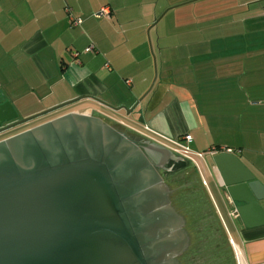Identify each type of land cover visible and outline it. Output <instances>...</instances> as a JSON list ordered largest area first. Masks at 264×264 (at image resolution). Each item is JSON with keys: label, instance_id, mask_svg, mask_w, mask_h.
Wrapping results in <instances>:
<instances>
[{"label": "crops", "instance_id": "0c3cea01", "mask_svg": "<svg viewBox=\"0 0 264 264\" xmlns=\"http://www.w3.org/2000/svg\"><path fill=\"white\" fill-rule=\"evenodd\" d=\"M106 5L110 17H95ZM171 9L173 44L157 32L154 74L147 31ZM70 14L82 23L72 26ZM76 97L151 141L145 126L189 133L195 151L231 148L264 185V0H0V105L19 117L23 101L44 109ZM177 155L181 202L195 217L208 203L223 233L206 264H264V198L239 211L245 204L229 202L213 155Z\"/></svg>", "mask_w": 264, "mask_h": 264}, {"label": "water", "instance_id": "95a60500", "mask_svg": "<svg viewBox=\"0 0 264 264\" xmlns=\"http://www.w3.org/2000/svg\"><path fill=\"white\" fill-rule=\"evenodd\" d=\"M81 99L18 119L0 133ZM84 117L71 112L0 141V264H180L175 256L190 245L186 220L172 207L170 190L149 161L164 165L175 153L155 141L130 138L100 119L89 125ZM15 118L11 103L0 105V125ZM102 129L113 141L105 155ZM56 133L83 138L82 146L98 150L90 159L82 149L67 163L57 155ZM213 161L231 199L245 204L239 211L259 206L264 185L235 154L217 153ZM55 162L60 165L50 168ZM154 182L163 186L162 193L152 188Z\"/></svg>", "mask_w": 264, "mask_h": 264}, {"label": "rangeland", "instance_id": "374dc122", "mask_svg": "<svg viewBox=\"0 0 264 264\" xmlns=\"http://www.w3.org/2000/svg\"><path fill=\"white\" fill-rule=\"evenodd\" d=\"M164 12L165 11H163L157 19V20H160V23L157 26V28H153V30H152V28L149 27L148 28L149 31H147V36L149 38L150 50L152 53V56H151V67L152 68L151 69L154 71V74H156V73L160 74V72L162 70L161 59H160L159 53L157 51V42H156L157 32H159L162 35L165 34L166 40L168 38H171V40H167V42H164V43L169 44V45L173 44L172 35H173V31H174V10L171 9V10L167 11L166 15H164ZM170 66H172V65H170ZM28 101H30V100H28ZM76 103L68 105L66 107H63V108H61L55 112L49 113L43 117L31 120L25 124H22L20 129L31 127L33 124L39 123L45 119L57 116V115L62 114V113H65L69 110L86 109L85 104H76ZM42 108H43V106L41 104L37 103V101H36V103L33 101V102H29L27 104H25L23 101L22 104L18 105V109L20 110L19 117H20V119H22V118L34 115L36 113L42 112L46 109H49V108H44V109H42ZM102 109L108 113L115 114V111H113V110H108L105 108H102ZM102 109L100 108V110H102ZM27 110H37V112L30 114L28 116H24V114L26 113ZM116 123L117 124L112 123V125H116L117 129L127 130V128L125 127L124 124H121L118 122H116ZM127 131H129V130H127ZM133 134L137 135L135 133H133ZM137 136L140 138H143V139L145 138V137H142L139 135H137ZM174 153L176 155L178 154L177 152H174ZM169 182L172 185L171 186L172 189H175L178 187L177 186L178 184H173V181L171 180V178H170ZM211 189H212L213 198L215 199L217 204L223 208L224 199H223L222 194H220V192L215 190L213 188V186H211ZM172 198L174 199V204L178 210V213L181 214L186 220V224H185L184 228L186 229V231L188 232V234L190 236V247L192 249L189 253H188V251H186L183 254V263L184 264H189V263L190 264H206L207 260L212 257V253H213L212 248L215 246V244H213V243H217V241L220 243L222 242V237H223L222 234L223 233L220 229V224L218 223L217 219L212 214L210 206L205 201H203V203H202V208H201V211H199V216L195 217L193 214V216H194L193 217L190 215L191 212L185 207L186 204L181 202V197H180L178 190L174 191ZM203 198H204V196H203ZM215 240H216V242H215Z\"/></svg>", "mask_w": 264, "mask_h": 264}, {"label": "flooded vegetation", "instance_id": "af4514ba", "mask_svg": "<svg viewBox=\"0 0 264 264\" xmlns=\"http://www.w3.org/2000/svg\"><path fill=\"white\" fill-rule=\"evenodd\" d=\"M71 112L78 113L79 115L85 116L84 118H87L89 120V125L92 124L91 122H96V120L100 119L103 123L110 125L111 127L116 129L117 131L126 132L130 138L137 139V140H145L146 139V138H144V139L140 138L137 135H134L133 133H131L130 131L117 129L116 125H112V123L117 124L116 123L117 121L113 120L112 118L108 117L107 115L98 114L94 109H83V110L73 109V110H69L65 113L59 114L57 116L45 119L39 123L33 124L31 127H28V128L20 129L22 126V125H20V126H16V127L12 128L10 130L1 132L0 133V141H3L9 137H12L18 133H21V132L26 131L28 129H31L33 127L39 126L41 124H44V123H47L50 121H53V120H55V119H57L63 115L71 113ZM18 119H20V118L18 117V118L11 120V121L3 122L0 125V128L5 127L11 123H14ZM56 137H57V140H58L59 146H60L59 148L56 149L57 155L63 157L67 163L75 162V159L71 158V154L76 155V154L80 153L82 149L85 150V154H86L85 157L90 158V159H92L94 157V155L96 154V152L98 150L97 148H91L89 145L88 146H82V144H85V142H86L83 138L81 139L79 137L78 139H76V138L74 139L73 136H71L72 137V139H71L70 135L68 133H65L62 136V138L59 136L58 133H56ZM99 137L101 138V141H102V147H106V148H102V151H101V153L103 155H105L106 154L105 150H107L109 152L111 149V146H112L111 143H113L112 136H110L109 133H106V131L104 129H102V131H100ZM50 139H49V141H50ZM119 142H120L119 144H123L122 141H119ZM154 154L156 157H159V156L161 157V154L159 151L155 152ZM149 161H150V164L156 168V170L159 173V175L161 176L163 182L168 186V188L170 190L169 199L171 201V205L175 209V211L178 212V210L174 204V199L172 198L174 191L177 189L176 188L172 189V187H171L172 185L169 182L170 178L173 174L172 172L174 171V169L178 165H180L178 155L175 154V155L169 156L164 165L160 164L156 158H150ZM139 162L140 163L142 162L140 157H139ZM154 163H156V165H154ZM58 165H60V164L58 162H55L54 164H50L49 167L52 168V167H55ZM113 169H115V168L113 167ZM111 170H112V168H111ZM111 170L108 169V172L110 173ZM152 188L155 189L156 191H159V193H162V191H163V186L159 182H154V184H152ZM162 206H163V204H162ZM189 247H190V245H189ZM188 248L182 254H178L175 256V259H177V261L180 264H182L183 254L188 250Z\"/></svg>", "mask_w": 264, "mask_h": 264}, {"label": "built area", "instance_id": "2783aa9c", "mask_svg": "<svg viewBox=\"0 0 264 264\" xmlns=\"http://www.w3.org/2000/svg\"><path fill=\"white\" fill-rule=\"evenodd\" d=\"M111 15V7L106 5L103 6L95 13V17H110ZM82 18L76 17L72 14H70V24L72 26H78L82 23ZM90 49V48H89ZM145 129L148 130L152 135H148V137L152 140L159 141L163 144H166L169 146L173 151L182 154L186 159L189 161H192L194 163H197V159L204 158L206 154L215 155L217 153L221 152H227V153H233V149L231 148H225V147H212L208 151H195L192 148V141L193 137L191 134L186 133L180 137L177 138H170L162 133H159L148 126H145ZM228 200L231 204H234V201L231 199V197H228ZM236 209L234 212L236 213ZM230 242L232 243V239H230Z\"/></svg>", "mask_w": 264, "mask_h": 264}, {"label": "trees", "instance_id": "16d2710c", "mask_svg": "<svg viewBox=\"0 0 264 264\" xmlns=\"http://www.w3.org/2000/svg\"><path fill=\"white\" fill-rule=\"evenodd\" d=\"M191 249H192L191 247L188 248V250H187L188 253L191 251ZM182 264H184V263H183V257H182ZM189 264H190V263H189Z\"/></svg>", "mask_w": 264, "mask_h": 264}]
</instances>
